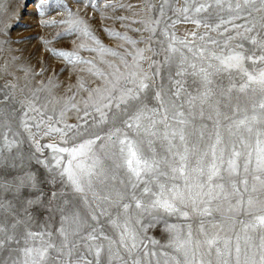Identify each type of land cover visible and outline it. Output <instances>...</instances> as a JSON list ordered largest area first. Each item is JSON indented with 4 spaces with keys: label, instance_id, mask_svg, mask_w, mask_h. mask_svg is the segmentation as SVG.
Returning <instances> with one entry per match:
<instances>
[{
    "label": "snow or ice",
    "instance_id": "obj_1",
    "mask_svg": "<svg viewBox=\"0 0 264 264\" xmlns=\"http://www.w3.org/2000/svg\"><path fill=\"white\" fill-rule=\"evenodd\" d=\"M28 3L58 30L34 61L0 13V264H264V0Z\"/></svg>",
    "mask_w": 264,
    "mask_h": 264
},
{
    "label": "rangeland",
    "instance_id": "obj_2",
    "mask_svg": "<svg viewBox=\"0 0 264 264\" xmlns=\"http://www.w3.org/2000/svg\"><path fill=\"white\" fill-rule=\"evenodd\" d=\"M10 2V0H0V13H3L6 5ZM133 3H136L137 0H132ZM24 3V0H14V7L20 12L19 22L12 26L11 34L13 38L16 37H24V40H17L16 47H21L25 49V55L29 52L33 53V60L35 61L37 58H40L43 54L42 41L41 37L51 36L58 30L56 26L50 25L48 27H42L39 24L40 19L47 18L41 17L37 12L34 11V6L32 3H28L26 7L21 9V5ZM121 15H126L128 13L121 12ZM56 13H49L48 16H54ZM11 17V14L8 16L0 15V24L6 22ZM95 26V22H94ZM115 27L119 28V22H117ZM133 27H140L138 24H134ZM102 32V29H99ZM184 28H180V34H182ZM129 35H132L134 38L139 37V33L129 32ZM103 40L106 44L110 46H114L116 41L112 37H108L106 34L103 36ZM56 42H54L55 45ZM71 41H69V44ZM87 56L89 53H82ZM53 62L59 63L55 61L53 58ZM62 77V79L66 78ZM62 91V90H61ZM74 121V116L71 118L70 122Z\"/></svg>",
    "mask_w": 264,
    "mask_h": 264
}]
</instances>
